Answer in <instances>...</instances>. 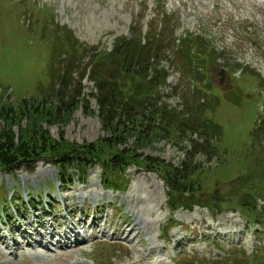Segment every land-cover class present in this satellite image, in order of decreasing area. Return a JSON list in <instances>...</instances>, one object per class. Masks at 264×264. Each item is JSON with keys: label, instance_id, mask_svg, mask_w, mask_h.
Here are the masks:
<instances>
[{"label": "rangeland", "instance_id": "obj_1", "mask_svg": "<svg viewBox=\"0 0 264 264\" xmlns=\"http://www.w3.org/2000/svg\"><path fill=\"white\" fill-rule=\"evenodd\" d=\"M163 24L159 62L166 81L150 102L185 113L189 129L197 134H179L171 141L157 137L144 142L137 154L175 168L188 166L199 175L192 176L194 190L202 193L198 202L184 194L189 201L175 203L159 174L136 166L117 175L127 181L120 191L105 190L99 165L84 178L72 174L65 182L45 159L32 165V173L0 170V235L9 246L0 244V264H255L241 261L242 256L264 260V193L259 192L264 175V0H0V135L11 133L16 142L35 122L58 142L63 138L82 145L106 139L110 134L103 129L90 77L92 72L105 78L110 73L92 56L112 52L116 41L130 39L132 31L141 30L144 37L149 26L158 31ZM66 37L87 48L86 56L65 54ZM191 39L214 53L204 66L189 63L196 44ZM69 62L70 69L63 71ZM51 71L59 75L54 79ZM62 88L67 95L61 99L56 92ZM73 93L79 97H70ZM23 100H30L26 117L12 121L1 113L4 107L17 109ZM34 100L37 109L30 106ZM41 109L53 114L47 119L30 115ZM121 141L119 150L132 148L135 138L131 134ZM245 176L254 182L241 187L239 179ZM211 199L255 205L256 214L248 223L238 212L226 211L244 213L237 206L208 211ZM182 204L198 207L187 212ZM59 225L60 235L69 227L91 237L64 250L55 243L27 245L40 236L48 239L47 233ZM166 229L169 241L161 238ZM13 241L19 244L15 249Z\"/></svg>", "mask_w": 264, "mask_h": 264}, {"label": "trees", "instance_id": "obj_2", "mask_svg": "<svg viewBox=\"0 0 264 264\" xmlns=\"http://www.w3.org/2000/svg\"><path fill=\"white\" fill-rule=\"evenodd\" d=\"M165 26L163 24L158 31L156 27L152 28V26H149L148 34L144 37H142L141 30L132 31L130 39L122 38L116 41L112 52L92 54V60L107 66L110 73L105 78L97 73L94 76L91 71L90 77L95 84L96 91V94L92 96L97 103L103 129L110 134L109 138L82 145L68 143L63 138H60L61 141L58 142L53 140L47 132L42 131L35 122L32 123L30 121L29 128L20 134L21 136L17 138L16 142L11 133L0 135V170L8 174H14L19 170L32 173L34 170L32 165L37 160L45 159L48 160L49 164L55 166L59 173L60 181L65 182L72 174H76L82 179L87 175L89 168L99 165L103 169L102 183L105 189L121 190L120 186L124 190L127 181L119 180L117 175L124 173L130 166H136L137 168L149 169L159 174L165 181L169 195L172 196L175 203H187L189 199L185 198L184 194L195 197V202H198L201 195H199V190H194L197 182L192 179L193 174L195 177L196 173L193 171L189 172L188 166L184 168L181 165L175 168L170 164H164L163 161L158 159H142V156L137 154V149L144 142L154 141L157 137H163L171 141L172 139L175 140L176 135L179 134L184 136L188 134L190 138L197 134L193 129H189L188 123L190 121L186 122L188 119L185 118V113H176L173 110L168 112L165 108H157L155 104L150 102L155 90L159 88L158 86L165 84L166 81V75L163 74L159 62L160 54L164 48L162 43L165 42V37L161 30L164 31ZM63 39L67 44L65 54L68 51L71 58L78 55L85 57L88 53L87 48L71 37ZM191 40L195 42L194 39ZM195 43V46H191L195 51L189 63L193 62L204 66V63L211 59L214 53L202 50L198 41ZM197 44L199 47H196ZM92 50L96 52L95 48H92ZM195 54L201 55V57L197 58L194 56ZM100 56H102L101 59L96 61L95 59ZM70 67L71 62L68 63L67 68L63 71L69 70ZM51 72L54 79L59 75L58 71ZM85 75L86 69H84L80 77L83 78ZM65 78H63V81ZM49 88L50 86L47 89ZM65 91L66 88H62L61 93L57 91L56 94L62 99L67 95ZM64 94L65 96H63ZM70 97L77 98L79 94L73 93ZM35 100L30 106H35L34 108L37 109L39 103H36ZM29 101L23 100L17 109H12L11 107L6 109L4 107L5 109L2 108L3 111L1 113L12 121L21 115L26 117L25 112L30 111L27 106ZM47 111L48 115L47 112L44 113L43 109L38 114L33 112L34 114L30 115L33 118H36L35 115H37L40 118L47 119L53 114L50 109ZM55 112L54 116H57L58 109ZM62 113L64 112L62 111ZM131 134L135 138L134 146L119 150L118 146L121 144V140H126L127 136ZM182 137L181 135L179 138L181 139ZM68 171L71 173L69 174ZM196 176L198 177L199 175L197 174ZM247 177L245 176L243 180L242 178L239 179L240 185L242 184L241 187L254 182ZM260 181L262 183V191L259 190V192L262 195L264 193V175L261 176ZM198 185H200L199 181ZM231 193L227 196H231ZM255 199L257 198L255 197ZM228 203L221 202L220 199L218 202L215 199H211L208 201L207 207L213 209L215 206H220L222 209H226L237 206L245 213L251 214L252 218L256 214L255 205L249 207L241 201L238 203L239 206L234 205V202H230V205ZM193 205L195 204H182L180 206L191 207ZM172 209L174 210V208ZM217 209L220 210L219 208Z\"/></svg>", "mask_w": 264, "mask_h": 264}, {"label": "bare ground", "instance_id": "obj_3", "mask_svg": "<svg viewBox=\"0 0 264 264\" xmlns=\"http://www.w3.org/2000/svg\"><path fill=\"white\" fill-rule=\"evenodd\" d=\"M63 224V223H62ZM63 225L55 226L53 229L47 233L48 239H46L43 236L38 237L37 239H34L33 241L28 240V246L32 247L31 243L34 242L35 244L37 243H43L46 242L45 244H54L59 246V250H64V249H69V248H74L75 246L79 247L88 242V240L91 237V234L87 233L86 236H83L82 234H79L76 230V228H69V230H64L63 234L60 235L58 232ZM24 233V232H23ZM27 234V233H25ZM12 235V233L10 234ZM58 236V237H56ZM31 239V236H30ZM33 239V238H32ZM46 239V240H45ZM54 241V242H53ZM0 244L5 245L6 249H9V246L6 242L5 237H1L0 235ZM44 244V246H45ZM19 244L15 241H13V246L12 248L15 249ZM43 245V244H42ZM57 252H55L56 254ZM45 259V258H44ZM150 263V262H149Z\"/></svg>", "mask_w": 264, "mask_h": 264}]
</instances>
